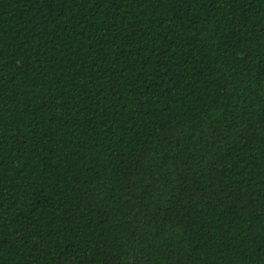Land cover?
I'll use <instances>...</instances> for the list:
<instances>
[{"label": "trees", "instance_id": "16d2710c", "mask_svg": "<svg viewBox=\"0 0 264 264\" xmlns=\"http://www.w3.org/2000/svg\"><path fill=\"white\" fill-rule=\"evenodd\" d=\"M0 264H264V0H0Z\"/></svg>", "mask_w": 264, "mask_h": 264}]
</instances>
